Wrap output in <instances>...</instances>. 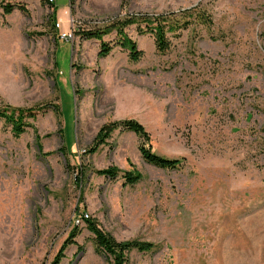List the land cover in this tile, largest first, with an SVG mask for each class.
<instances>
[{"label": "rangeland", "instance_id": "obj_1", "mask_svg": "<svg viewBox=\"0 0 264 264\" xmlns=\"http://www.w3.org/2000/svg\"><path fill=\"white\" fill-rule=\"evenodd\" d=\"M9 4L26 10L6 14ZM54 4L0 0V110L37 109L40 136L0 119V264H51L75 226L60 264H111L81 216L118 242L155 245L128 264H264V0ZM184 11L164 53L151 34L125 30L138 62L120 46L99 57L115 31L83 36L128 15ZM130 119L179 168L148 164L143 141L122 129L87 152L103 126ZM112 166L118 178L97 174ZM126 172L142 178L126 185Z\"/></svg>", "mask_w": 264, "mask_h": 264}, {"label": "trees", "instance_id": "obj_2", "mask_svg": "<svg viewBox=\"0 0 264 264\" xmlns=\"http://www.w3.org/2000/svg\"><path fill=\"white\" fill-rule=\"evenodd\" d=\"M50 4L54 9V13L57 12V7L54 4V0H50ZM16 7L21 11H25L26 7L24 5H14L9 4L4 6L6 14H11L15 11ZM188 12L184 11L181 14L170 13L161 15H151V14H135L128 15L123 20H118L111 25H108L104 29H97L94 31L84 32L83 36L86 39H95L102 41L103 36L112 32H116L117 41L115 45L103 42L101 45V50L99 52L100 58H106L113 51L115 46H120L123 49L129 51V58L132 62H138L144 55L143 51L138 49L137 43L128 37L125 30L128 27L136 26L138 33L140 35L151 34L155 39V45L157 51L164 53L169 50L170 42L168 34L177 32L181 28L186 26L185 22L182 20ZM143 24L145 27H143ZM58 109V108H57ZM37 109H25V108H14L11 106H6L0 110V119L12 126V130L16 136H21L26 132L27 129L33 128L36 133L37 141L39 142L40 136L36 128L33 126L29 119L34 120L36 118L35 112ZM126 130L136 134L143 143L139 146V151L142 158L150 165L157 168L173 170L179 168L181 165L180 160H171L157 155L153 152L151 146H147L150 142L151 137L147 132L145 127L139 123L137 120H122L118 122H113L103 126L91 148L87 151L90 154L96 153L101 146L106 144L107 140L112 136V134L118 130ZM42 150V146H38ZM60 151L66 155L65 147H62ZM121 171L117 167H109L107 169L97 171V174L105 176L111 179H116L119 177ZM126 185L133 186L137 184L142 176L138 172H126L123 176ZM79 217V216H77ZM82 219L87 227V229L93 235V242L95 244L96 252L100 255L105 256L111 264H128V253L133 250L139 252H149L155 248L152 243H145L139 241H128V242H118L111 234L106 233L98 224L97 221L85 216L79 217ZM79 221V220H78ZM79 227L75 226L70 234L67 243L61 248L57 257L51 264H60L61 260L64 258V251L67 245L75 243V238L78 235ZM82 250V249H81Z\"/></svg>", "mask_w": 264, "mask_h": 264}, {"label": "built area", "instance_id": "obj_3", "mask_svg": "<svg viewBox=\"0 0 264 264\" xmlns=\"http://www.w3.org/2000/svg\"><path fill=\"white\" fill-rule=\"evenodd\" d=\"M51 1H53V0H51ZM63 39H65L66 41H69L70 39H71V35H67V34H64L63 35ZM87 217V216H86ZM85 217V218H86Z\"/></svg>", "mask_w": 264, "mask_h": 264}]
</instances>
